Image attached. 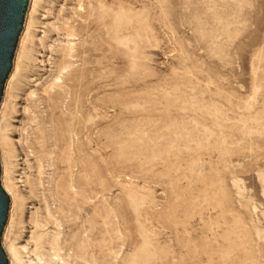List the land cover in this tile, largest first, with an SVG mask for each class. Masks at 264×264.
<instances>
[{"label":"rangeland","instance_id":"374dc122","mask_svg":"<svg viewBox=\"0 0 264 264\" xmlns=\"http://www.w3.org/2000/svg\"><path fill=\"white\" fill-rule=\"evenodd\" d=\"M30 21L23 263L264 264V0H38Z\"/></svg>","mask_w":264,"mask_h":264},{"label":"water","instance_id":"95a60500","mask_svg":"<svg viewBox=\"0 0 264 264\" xmlns=\"http://www.w3.org/2000/svg\"><path fill=\"white\" fill-rule=\"evenodd\" d=\"M31 0H0V264H14L11 186Z\"/></svg>","mask_w":264,"mask_h":264},{"label":"bare ground","instance_id":"6f19581e","mask_svg":"<svg viewBox=\"0 0 264 264\" xmlns=\"http://www.w3.org/2000/svg\"><path fill=\"white\" fill-rule=\"evenodd\" d=\"M38 4V0H31V7H30V16H29V25H28V34H27V41L30 38V29H31V15L36 9V6ZM10 204H11V222H12V229L14 228V211L15 207L17 206V197L11 190V196H10ZM35 240V239H34ZM24 252H26L28 249L27 248H22ZM13 256H14V264H24L23 259L19 251L14 247L13 245Z\"/></svg>","mask_w":264,"mask_h":264}]
</instances>
